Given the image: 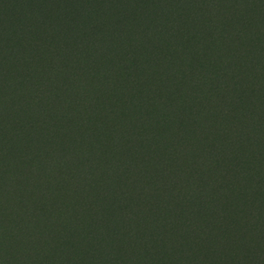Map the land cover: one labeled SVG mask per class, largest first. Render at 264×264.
I'll use <instances>...</instances> for the list:
<instances>
[{
	"label": "trees",
	"instance_id": "1",
	"mask_svg": "<svg viewBox=\"0 0 264 264\" xmlns=\"http://www.w3.org/2000/svg\"><path fill=\"white\" fill-rule=\"evenodd\" d=\"M0 264H264V0H0Z\"/></svg>",
	"mask_w": 264,
	"mask_h": 264
},
{
	"label": "rangeland",
	"instance_id": "2",
	"mask_svg": "<svg viewBox=\"0 0 264 264\" xmlns=\"http://www.w3.org/2000/svg\"><path fill=\"white\" fill-rule=\"evenodd\" d=\"M2 137H5L4 133H2ZM4 167H5V166H4ZM54 192H55V193H57V192L59 193L60 191H56V190H55ZM71 197H72V194H71Z\"/></svg>",
	"mask_w": 264,
	"mask_h": 264
}]
</instances>
